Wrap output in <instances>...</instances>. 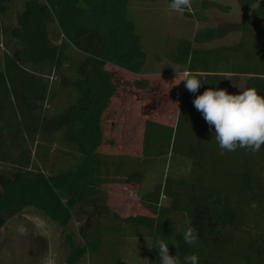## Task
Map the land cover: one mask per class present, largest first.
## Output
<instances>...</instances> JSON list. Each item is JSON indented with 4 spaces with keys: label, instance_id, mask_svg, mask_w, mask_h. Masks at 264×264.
Instances as JSON below:
<instances>
[{
    "label": "trees",
    "instance_id": "trees-1",
    "mask_svg": "<svg viewBox=\"0 0 264 264\" xmlns=\"http://www.w3.org/2000/svg\"><path fill=\"white\" fill-rule=\"evenodd\" d=\"M10 1L0 0V230L33 208L61 227L79 222L82 242L65 235L62 264H123L127 237L151 239L148 264H160L161 238L181 264L191 254L198 264H264V146L221 154L214 126L193 104L209 88L235 94L229 79L239 76L264 96V0H237L251 9L240 21L204 27L167 55L181 79L184 71L207 75L196 93L180 82L174 112V95L161 96L169 110L162 119L148 113L135 154L102 150L103 120L117 93L108 66L134 76L139 91L150 87L130 17V3L142 0H23L15 21H3ZM210 9L231 6L192 0L183 15L206 22ZM230 32L240 33L236 44L206 46ZM55 84L61 105L52 112ZM163 158L166 177L139 197L140 213L109 206L108 186L141 185L146 166ZM186 221L198 231L192 246L183 241Z\"/></svg>",
    "mask_w": 264,
    "mask_h": 264
},
{
    "label": "rangeland",
    "instance_id": "rangeland-1",
    "mask_svg": "<svg viewBox=\"0 0 264 264\" xmlns=\"http://www.w3.org/2000/svg\"><path fill=\"white\" fill-rule=\"evenodd\" d=\"M23 0H11L8 2V13L3 21L14 22L18 7ZM231 6L227 13L210 9L206 12L208 20L198 22L194 19L186 18L183 13H176L170 10L166 0H142L130 3V17L136 23L138 32L141 35L144 51L147 55V63L144 67V76L150 78V87L146 92H141L134 85L135 77L125 74L119 69L108 66L112 72L113 81L117 86V93L112 100L111 107L106 112L103 120L105 142L102 150L114 153H140L142 148V126L144 120L150 118L162 119L163 112L168 111L163 106L167 100H161V96L173 94L175 100L172 101V109L177 110L176 99H180L181 91L178 85L181 81V68L172 64L167 55L173 53L178 43L183 39H193L195 33L207 26L218 27L221 25L236 23L249 13L251 9L242 8L237 0H215ZM240 33L230 32L226 36L214 40L206 46L232 45L239 41ZM0 55L3 46L0 39ZM175 69L179 73L177 75ZM56 79V78H55ZM59 79H57L58 81ZM246 76H239L237 79H229V85L239 94L240 89L246 87ZM171 82V87H170ZM178 84V85H176ZM55 94L51 96L48 109L52 112L61 105V96L55 84ZM165 102V103H164ZM175 102V103H174ZM162 106V107H160ZM166 109V110H165ZM112 141L113 143H109ZM168 158L158 159L154 164L146 166V178L144 182L134 187V196L125 205L126 214L140 213V206L137 199L146 191L152 190L158 183H162L169 169ZM172 165V164H171ZM176 165L171 169L177 171ZM117 197L124 194L118 189H110ZM122 193V194H121ZM128 194V195H129ZM125 195V194H124ZM136 195V196H135ZM115 196V198H117ZM127 196V194L125 195ZM116 202V201H115ZM118 202V201H117ZM168 205L170 199H164ZM122 207V206H121ZM38 215V223L44 221V227H40V238L34 235L32 225L25 219L26 215ZM26 224L29 229L28 236L17 234L16 228L19 224ZM77 221L73 219L68 226L61 227L45 218L40 212L33 208H28L22 214L9 221L0 231V264H29L36 263L37 255L41 258L53 255L56 263H63L69 251V244L65 238L67 233H71L76 243H79ZM30 233L32 237H30ZM33 254L32 259L27 261L26 255ZM24 254V255H23ZM23 257L25 259H23ZM24 260V261H23Z\"/></svg>",
    "mask_w": 264,
    "mask_h": 264
},
{
    "label": "clouds",
    "instance_id": "clouds-1",
    "mask_svg": "<svg viewBox=\"0 0 264 264\" xmlns=\"http://www.w3.org/2000/svg\"><path fill=\"white\" fill-rule=\"evenodd\" d=\"M169 7L176 13L191 11L192 0H171ZM175 71L179 75L176 69ZM206 75L201 71H184L181 81L186 82L185 87L189 92L196 93L203 81L202 77ZM193 104L196 110L202 113L207 124L214 126L215 140L221 154L225 151H236L237 148L255 153L264 146V96L255 88L240 89L239 94H230L225 89L209 88L196 96ZM25 219L35 227H44L43 220L37 224L38 217L26 215ZM185 223L183 241L189 246L195 245L198 242V231L191 221ZM16 231L20 236L29 235L28 226L23 223L17 225ZM157 243L160 264H181L178 256L169 253L168 243L163 238ZM198 262L199 257L195 254L184 257V264ZM45 264H55V261L48 258Z\"/></svg>",
    "mask_w": 264,
    "mask_h": 264
},
{
    "label": "crops",
    "instance_id": "crops-1",
    "mask_svg": "<svg viewBox=\"0 0 264 264\" xmlns=\"http://www.w3.org/2000/svg\"><path fill=\"white\" fill-rule=\"evenodd\" d=\"M135 186L136 185H132V184L108 186V189L109 188L110 189L116 188V189L120 190L122 193L124 192L125 195L127 194V196H125L124 194L121 193L122 194V195H120L121 197H117L116 193L112 194V191L110 192V190H108L109 206L120 211L122 214L127 215L125 212L127 208H125V205H123V204L128 203V201L130 200L129 189L132 190L131 191V193H132L131 197L133 198V196H134V190L133 189ZM138 186H140V185H138ZM115 196L117 198H115ZM140 210H141V208H140ZM129 214H131V213H129ZM33 217H38V215L34 214ZM37 224H39L38 221H37ZM77 224H79V222H77ZM31 225L32 224L30 223V227H31ZM32 229H34V235H33V233L32 234L30 233V237H32V235H33L36 238H38V237L40 238V233H41L40 227H35L32 225ZM74 241H75V239H74ZM81 242H82V239H81V236L79 235V243H81ZM122 247H123V258H122L123 264H148L149 252L151 249V239L150 238H148V237H127V238L123 239ZM67 254H66V256H67ZM32 256H33V254L29 253L28 256L26 255V259L24 257H23V259H25L26 261H27V259L31 260ZM66 256H65V258H66ZM37 257H38V259H36V263H33V264H45L46 259H48V258L53 259L52 253H50L48 256L43 257V258H41V256H39V255H37ZM25 264H29V263L26 262ZM56 264H62V263H56Z\"/></svg>",
    "mask_w": 264,
    "mask_h": 264
},
{
    "label": "built area",
    "instance_id": "built-area-1",
    "mask_svg": "<svg viewBox=\"0 0 264 264\" xmlns=\"http://www.w3.org/2000/svg\"><path fill=\"white\" fill-rule=\"evenodd\" d=\"M164 199H165V197H164V196H162V197H161V200H164Z\"/></svg>",
    "mask_w": 264,
    "mask_h": 264
}]
</instances>
